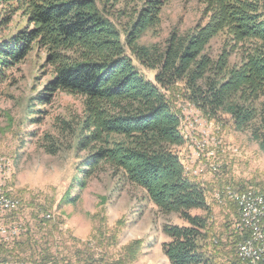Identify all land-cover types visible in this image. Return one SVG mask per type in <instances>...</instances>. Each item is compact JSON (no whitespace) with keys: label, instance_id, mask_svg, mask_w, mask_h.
Wrapping results in <instances>:
<instances>
[{"label":"trees","instance_id":"trees-1","mask_svg":"<svg viewBox=\"0 0 264 264\" xmlns=\"http://www.w3.org/2000/svg\"><path fill=\"white\" fill-rule=\"evenodd\" d=\"M169 1L0 0V30L18 15L26 24L0 38V79L34 51L42 53L50 78L37 101L47 104L58 93L83 100L78 150L89 156L81 173L108 168L144 191L161 214H178L187 223L163 229L170 264H212L206 252L210 207L175 151L185 142L173 99L180 89L178 96L210 119L228 116L264 152V0H199L205 25L174 30L163 45H142ZM220 34L226 42L214 59L207 48ZM134 59L155 72L153 82ZM193 210L206 215L192 216Z\"/></svg>","mask_w":264,"mask_h":264},{"label":"rangeland","instance_id":"rangeland-1","mask_svg":"<svg viewBox=\"0 0 264 264\" xmlns=\"http://www.w3.org/2000/svg\"><path fill=\"white\" fill-rule=\"evenodd\" d=\"M130 1L135 5L141 0ZM127 9L131 12L132 6ZM206 21L201 1L171 0L159 25L140 43L163 45L174 30L185 33ZM23 25L24 19L16 16L8 29L1 28L0 38ZM225 42L226 35L220 34L207 53L215 59ZM43 62V54L34 51L0 79V190L19 204L0 223L20 232L11 242L0 241V263L36 264L47 257L50 264H112L128 258L131 264H170L163 251L170 239L163 229L187 223L178 214H161L144 191L108 168L89 177L81 173L89 156V151L78 150L83 100L58 93L40 104L37 98L50 78ZM134 65L154 81L155 72L135 59ZM179 91L173 105L185 143L175 151L184 174L204 189L210 207L207 255L212 264H245L237 249L251 231L241 228L239 207L228 192L264 193V152L250 131L235 130L228 116L210 119L179 97ZM191 214L206 215L201 210ZM134 244L131 252L128 247Z\"/></svg>","mask_w":264,"mask_h":264},{"label":"built area","instance_id":"built-area-1","mask_svg":"<svg viewBox=\"0 0 264 264\" xmlns=\"http://www.w3.org/2000/svg\"><path fill=\"white\" fill-rule=\"evenodd\" d=\"M229 199L238 205L241 213V228H249L251 236L248 240L241 243L237 249L239 258L245 264H264V193L228 192ZM218 200L222 197L216 195ZM18 202L10 199L0 190V221L6 213L15 211L18 208ZM19 230L15 227L4 228L0 223V241L11 242L19 236ZM0 264H24V263H0Z\"/></svg>","mask_w":264,"mask_h":264}]
</instances>
